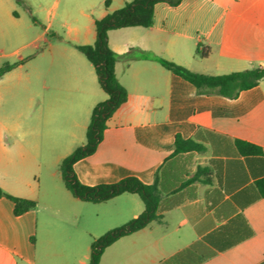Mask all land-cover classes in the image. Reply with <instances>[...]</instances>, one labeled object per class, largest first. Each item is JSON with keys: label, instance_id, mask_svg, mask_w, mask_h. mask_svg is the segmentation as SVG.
Returning <instances> with one entry per match:
<instances>
[{"label": "crops", "instance_id": "obj_1", "mask_svg": "<svg viewBox=\"0 0 264 264\" xmlns=\"http://www.w3.org/2000/svg\"><path fill=\"white\" fill-rule=\"evenodd\" d=\"M106 1L99 17L91 18L93 30L75 47L93 44L95 21L132 0H109L105 6ZM70 36L80 41L78 33ZM108 41L119 56L136 52L130 62L116 64L128 98L107 121L95 153L73 168L87 186L128 177L156 184L161 220L116 240L100 264H264V197L256 185L264 179V81L233 99L198 94L160 63L165 59L210 76L264 66V0L158 3L150 27L114 29ZM197 50L205 56H197ZM86 60L65 58L62 69L49 71L57 85L44 80L31 97L39 109L67 111L69 141L75 144L60 164L78 147L94 106L105 99ZM0 126L1 133L8 131ZM177 135L205 150L173 154ZM237 140L262 148L263 154H241ZM27 185L29 191L11 193L36 199ZM4 200L9 199L0 198V264H89L96 239L145 209L138 195L124 193L103 203L74 196L62 208L44 209L46 217L38 215L37 202L36 209L16 216L14 203L9 200L8 209Z\"/></svg>", "mask_w": 264, "mask_h": 264}, {"label": "rangeland", "instance_id": "obj_2", "mask_svg": "<svg viewBox=\"0 0 264 264\" xmlns=\"http://www.w3.org/2000/svg\"><path fill=\"white\" fill-rule=\"evenodd\" d=\"M1 1L0 68L6 63L20 65L0 81V122L8 126L3 133L0 126V180L4 186L0 188L14 195L11 191H29L30 183L36 198L31 200L39 204L38 215L46 217L44 209L62 208L74 197L64 184L60 161L75 143L69 141L67 111L39 109L31 97L41 90L44 80L57 85L49 71L62 69L65 58L86 60L73 44L83 42L86 32L93 30L91 18L99 17L103 0ZM74 33L80 35V41L71 38ZM96 87L105 97L101 101L106 100L98 79ZM17 120L19 125H15ZM76 143L83 146L86 135ZM4 201L12 208L9 200Z\"/></svg>", "mask_w": 264, "mask_h": 264}, {"label": "trees", "instance_id": "obj_3", "mask_svg": "<svg viewBox=\"0 0 264 264\" xmlns=\"http://www.w3.org/2000/svg\"><path fill=\"white\" fill-rule=\"evenodd\" d=\"M183 0H132L122 8H119L102 19L95 21L96 39L93 44L77 45L87 60L93 65L98 82L107 95V99L97 103L91 114L89 126L86 131V143L76 148L60 164V171L66 188L76 198L90 203H103L121 194H136L144 203V211L128 223L114 228L96 239L91 245L89 264H100L103 251L119 238L137 232L145 228L152 221H160L158 206L160 193L156 184L146 185L136 177H128L114 184H99L87 186L82 184L74 171V164L95 153L103 140L104 131L107 129V121L127 101L128 92L118 81L116 64L120 59L130 62L136 57V52L131 49L126 54L119 56L109 45L108 33L114 29L127 27L148 28L153 24L155 6L158 3H167L177 7ZM109 5V0L105 6ZM197 56L205 54L199 50ZM160 63L168 70L193 84L198 94H218L227 98H237L245 90L256 87L264 81V66L256 67L240 72H232L226 75L210 76L190 71L186 67L160 59ZM17 64H4L0 68V80L8 72L15 69ZM239 152L243 155L257 156L263 154V149L245 141H236ZM205 147L192 139L185 140L179 135L175 138L173 154L183 152H203ZM198 176V173L196 174ZM260 196L264 197V179L257 183ZM5 197L14 203V214L22 215L37 207V202L5 193L0 188V198Z\"/></svg>", "mask_w": 264, "mask_h": 264}]
</instances>
